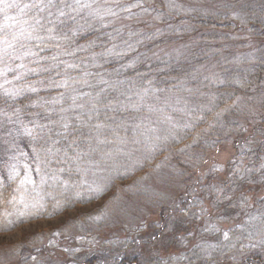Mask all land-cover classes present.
I'll return each mask as SVG.
<instances>
[{
	"label": "trees",
	"instance_id": "16d2710c",
	"mask_svg": "<svg viewBox=\"0 0 264 264\" xmlns=\"http://www.w3.org/2000/svg\"><path fill=\"white\" fill-rule=\"evenodd\" d=\"M155 2L170 4L52 0L27 16L8 11L20 20L37 16L44 28L43 39L29 43L35 55L0 58V234L103 198L84 216L85 224L100 228L128 200L157 205L141 184L155 168L170 163L182 180L191 174L190 162L196 181L183 183L172 208L158 207L152 228H136L140 239L104 241L70 264H214L234 252L245 254L242 264H264V0L174 11L173 22L161 18L151 29L103 21L102 4L125 10ZM174 44L177 53H165ZM173 98L186 110L177 112ZM249 116L251 128L239 121ZM227 144L233 146L228 162L208 169L204 180L218 171L230 177L231 192L242 198L233 212L240 222L212 243L145 256L142 249L156 246L174 217H202L198 191H217L199 186L202 165Z\"/></svg>",
	"mask_w": 264,
	"mask_h": 264
},
{
	"label": "rangeland",
	"instance_id": "374dc122",
	"mask_svg": "<svg viewBox=\"0 0 264 264\" xmlns=\"http://www.w3.org/2000/svg\"><path fill=\"white\" fill-rule=\"evenodd\" d=\"M229 2L230 0H170V4L166 5L171 8L170 10L164 4L158 2L146 4L152 5L149 8L142 4L125 10L117 4L109 5L105 3L106 5H101V9L103 10V21L124 28L130 27L132 24H140L144 25L145 29H151L150 23H158L162 20L161 18L173 22L170 17L174 11L178 12L182 9L189 10L203 6L214 10H222L225 9V4ZM237 36L238 34L235 33L230 37V40L232 42L238 41ZM244 37L247 38L246 35ZM169 47L174 49L165 53L175 55L177 53L175 48H178V45L174 44ZM3 66L1 63L0 67ZM1 81H4L2 77L0 78ZM172 102H174L177 112L187 108L185 103H181L177 98H173ZM242 115L247 114L243 113ZM250 118V116L247 118L240 117L239 121L248 124L251 128L253 122ZM232 148V145L227 144L226 148L220 153H212L207 158L209 160L202 165L200 174L202 175L203 185L200 182L199 186H208L210 189L214 185L217 190L211 196L204 187L201 191H198L200 192L197 193L198 196H203L202 217L195 220V222L191 221L190 218L183 221L180 217H174L176 219H172L166 224V230L160 237L158 244L154 247L142 249V251H145V256L167 257L178 254L200 242L212 243L216 241L219 231L240 222L238 218H241V216L237 214L236 217L233 212L236 208H239L235 201L242 198L236 191L231 192L230 182L232 180L230 177L223 175L222 171H218L204 180V176H207L208 172L215 168L212 169L213 166H223L228 162L230 155L233 154ZM192 164L190 162L185 164L191 170V174H186L185 177L182 176L183 181L179 176V170H174L173 165L170 163H164L155 168L145 176L141 184L147 190L148 197L154 198L157 205L147 206L146 203L141 204L136 200H128L124 210L109 216L103 225L99 226L100 228L94 227L90 222L85 224L84 216L100 208L105 201L103 198L67 211L55 218L30 222L10 233L0 234V264H70L90 254L93 249L103 248L104 241L126 236L139 238L136 228L141 226L145 230L152 228V224L156 221L158 207L172 208L176 201L183 196L185 190L183 183L190 178L189 183L196 181V170H194L196 168ZM195 165H198V163ZM225 182L228 183V186L224 189ZM245 189L249 190V187ZM255 195L258 196L259 194L256 193ZM253 199L250 202H253ZM180 228H183V230L179 231ZM173 234L178 235L177 238ZM143 235L144 233L141 232V236ZM20 248H22L23 253H20ZM245 257L243 253L234 252L214 262V264H242Z\"/></svg>",
	"mask_w": 264,
	"mask_h": 264
},
{
	"label": "snow or ice",
	"instance_id": "6c2138e0",
	"mask_svg": "<svg viewBox=\"0 0 264 264\" xmlns=\"http://www.w3.org/2000/svg\"><path fill=\"white\" fill-rule=\"evenodd\" d=\"M51 5L52 0H48L47 4L40 0L39 3L23 6L17 0H0V13L4 14L5 20L4 24H0V58L8 56L10 59H24L35 55L29 48V43L33 40L43 39L38 34L44 28L40 18L32 16L29 19L20 20L17 16L8 15V11L16 9L20 16H27L28 11L33 8L43 11ZM81 7H88V5H81ZM60 14L63 15V12ZM9 21L11 23H8ZM9 29L12 30L9 31ZM49 31H52V29H49ZM21 66L23 67V65ZM65 128H67V125H65ZM29 134L31 133L29 132ZM225 238H227V234H225Z\"/></svg>",
	"mask_w": 264,
	"mask_h": 264
}]
</instances>
